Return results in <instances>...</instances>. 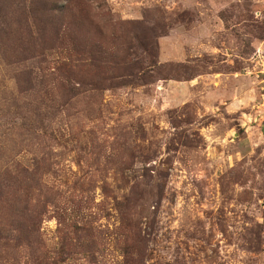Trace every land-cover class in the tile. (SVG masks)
Instances as JSON below:
<instances>
[{"label": "rangeland", "instance_id": "rangeland-1", "mask_svg": "<svg viewBox=\"0 0 264 264\" xmlns=\"http://www.w3.org/2000/svg\"><path fill=\"white\" fill-rule=\"evenodd\" d=\"M84 1L116 58L108 87L86 72L61 104L63 36H42L38 2L0 0V223L43 218L38 247L0 243V264H122L113 196L135 183L123 227L133 256L149 240L143 264H264V0ZM77 209L107 241L95 256L60 252Z\"/></svg>", "mask_w": 264, "mask_h": 264}, {"label": "trees", "instance_id": "trees-1", "mask_svg": "<svg viewBox=\"0 0 264 264\" xmlns=\"http://www.w3.org/2000/svg\"><path fill=\"white\" fill-rule=\"evenodd\" d=\"M29 1L32 6V3L35 1L38 2V7L33 5L30 9V11L33 13V15H36L40 19V26L39 29L42 33V36L44 37L48 31H53L56 34V38L63 36V41L66 44L65 49L68 50L66 56H68L70 59L67 60V62L60 63L59 66L56 68V75L55 72L53 73L55 76L52 78H57L62 82L67 80L68 84L64 85L63 83H60V85H57L55 88V92H57L58 95V101L61 104H66L68 100V95L72 94L73 85L72 82H81V77L86 72H90L92 74V79L89 82V86H91L92 89H96L98 91H101V89H105L108 86L103 85V82H106L110 80V78H107L105 75V71H103V66L100 65L101 62H103L105 59H110L106 47H111L110 49H115V44L109 45V39L103 40L101 37L100 31H97L93 33L92 35L88 34V29L86 25L84 24V12L91 6H89L84 0L83 2L81 0H66L64 4H59L56 0H27ZM80 4V5H79ZM80 14V18L82 19L81 23H77V18ZM57 23V25H56ZM53 28H57V31L52 30ZM60 39V38H59ZM57 39V40H59ZM116 54V53H115ZM114 58H116V55H110ZM87 57L92 58V61L95 60L97 64L95 67L97 68L96 71L93 70H84V69H71L75 68L77 66V63L80 66H84V61ZM98 59V60H96ZM68 63V64H67ZM76 64V65H75ZM75 67H72L74 66ZM30 74V72H28ZM115 72H112V75ZM100 85L102 87L100 88ZM55 107V106H54ZM56 108V107H55ZM58 109V108H56ZM106 185V184H105ZM105 187V186H104ZM106 188V187H105ZM138 185L137 183L130 186V192L129 194H125L122 196L121 199L116 198L115 199V209L118 211V219H119V226L116 227V231L114 232V241L115 244L117 243H123L122 248V264H143L146 257H147V240L146 238L141 237L143 239L138 240L137 237L140 238L141 236V228L137 227L136 234L133 235L136 238V241L138 240L139 243H143L145 246V251L141 250L138 251L136 255L133 256L131 251L128 249V244L130 241V235H131V229L130 226H125L124 222L127 219L133 220V215L131 212V207L129 206L130 203L134 200H136L138 194ZM108 196V194H107ZM106 198V196H105ZM28 202H33L31 197H27ZM104 202V201H103ZM102 202V203H103ZM26 216H20L19 214L17 217H14L11 215L9 220L6 223H3L1 221L0 223V243L10 244L14 248H19L21 246H31L32 248L36 246L38 247L39 242V228L42 223V216H39L38 214L34 215L30 214V211L27 210L24 211ZM110 212H107V216H110ZM79 215L82 219L86 220L84 212L82 210H76V213L73 211L71 214H63L62 218H60L61 222H65V220L68 221V226L72 227L74 229L75 233V243L65 247L62 245V249L60 252L68 256L69 254H73L76 252H83L88 253L89 256H95L96 253H99L103 248L105 247L107 241L105 238H102V240L99 242V239L95 238V234L93 233V228L90 227V221H85V223H82L81 226L78 225L76 219ZM72 221H70L69 219ZM136 220V219H135ZM137 223V222H136ZM138 225V224H137ZM62 229V228H60ZM124 230V231H123ZM139 230V231H138ZM62 231V230H60ZM63 232V231H62ZM123 236H122V235ZM149 235L148 233H145ZM64 238H68L67 234L63 236ZM122 240V241H120ZM77 242L81 244V249H76L78 247ZM74 246H76L74 248ZM45 260V257L43 256H36L35 259H33L30 264H47ZM51 264H56L55 262H52Z\"/></svg>", "mask_w": 264, "mask_h": 264}]
</instances>
